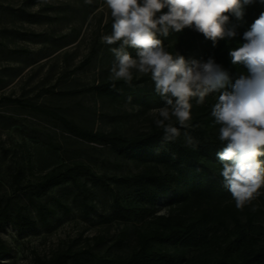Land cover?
Wrapping results in <instances>:
<instances>
[{
  "label": "trees",
  "instance_id": "1",
  "mask_svg": "<svg viewBox=\"0 0 264 264\" xmlns=\"http://www.w3.org/2000/svg\"><path fill=\"white\" fill-rule=\"evenodd\" d=\"M241 11L240 18L228 14L226 28L234 29L235 37L219 40L215 46L188 28L179 33L170 31L167 37L157 34V38L166 51L182 55L189 62L195 60V53L203 54L200 62L212 58L230 78V85L220 91H231V85L246 75L247 69L242 64L233 65L230 52L245 43L244 33L264 13V0H252L250 4L241 0ZM93 90L115 102L144 108L166 106L147 78L133 79L131 84L109 79ZM219 95L220 92L211 93L205 101L213 107ZM196 100L191 98L190 103ZM1 103L23 104L9 98H1ZM57 118L71 136L109 149L119 163L132 164L137 172L99 175L90 165L75 162L51 170L37 183L26 184V167L17 164L11 176L10 194L0 197V227L10 226L18 233L35 231L39 226H49L60 211L71 215L74 207L83 219L89 220L97 212L94 189L110 201V212L99 216L102 225L134 223L141 227L135 228L133 239V235L123 232L117 240V247H128L126 254L96 253L95 246L80 251L70 247L50 257L36 256L34 264H264V231L255 225L253 214L246 212L245 221L241 219V209L236 208L219 175L221 162L217 152L224 145L218 140L219 126L214 118L200 117L187 129L179 123L172 124L180 134L169 142H164L163 129L159 127L126 137L116 131L89 132L63 117ZM185 132L192 137L194 146H188ZM55 149L58 148L53 146L54 153ZM62 188L72 190L73 207L67 204L68 196L55 199L53 206L44 202L53 190ZM168 197L172 211L160 215L159 205ZM258 199L264 206V190ZM8 254V247L0 241V260Z\"/></svg>",
  "mask_w": 264,
  "mask_h": 264
},
{
  "label": "rangeland",
  "instance_id": "2",
  "mask_svg": "<svg viewBox=\"0 0 264 264\" xmlns=\"http://www.w3.org/2000/svg\"><path fill=\"white\" fill-rule=\"evenodd\" d=\"M112 23L105 0H0V99L23 103L0 104V197L10 194L17 164L26 167V184L75 162L90 165L99 175L137 172L132 164L119 163L109 149L71 136L57 118L89 132L116 131L126 137L147 133L162 119L158 110L163 107L115 102L93 90L111 79L115 57L110 49L119 46L107 45L101 37L111 34ZM133 51L128 52L136 58ZM192 58L201 61L203 54ZM141 78L151 79L133 70V79ZM191 105L189 125L200 117L213 118L208 101ZM170 122L178 123L175 117ZM53 146L58 148L55 153ZM71 191L55 189L44 202L53 206L55 199L68 196L67 204L73 207ZM93 191L97 212L89 220L74 207L71 215L60 211L49 226L35 231L18 233L10 226L0 227V241L9 249L0 264H34L36 256L50 257L70 247L80 251L95 246L96 253L126 254L128 247H117V240L123 232L133 239L135 228L141 225H102L99 216L110 212V201L99 189ZM170 201L171 197L161 201L160 215L170 214ZM246 212L253 214L255 225L264 231V206L258 196L240 210L244 221Z\"/></svg>",
  "mask_w": 264,
  "mask_h": 264
},
{
  "label": "clouds",
  "instance_id": "3",
  "mask_svg": "<svg viewBox=\"0 0 264 264\" xmlns=\"http://www.w3.org/2000/svg\"><path fill=\"white\" fill-rule=\"evenodd\" d=\"M91 3V0H85ZM113 18L112 32L101 37L111 48L115 61L111 79L131 84L133 70L150 75L155 92L166 106L159 109L162 119L155 121L163 129L164 142L179 136L170 122L175 117L187 129L191 119V98L203 104L205 97L220 92L211 116L219 126L218 140L224 145L217 152L221 162L219 175L237 209L260 195L264 188V13L244 33L243 43L230 52L232 64L247 69L231 85L229 74L212 58L207 62L187 61L168 52L157 34L167 37L188 28L202 34L215 46L219 40L235 37L227 29L228 14L242 17L241 0H105ZM244 4L252 0H243ZM167 9V11H163ZM136 51V58L126 50ZM129 100L131 98L129 97ZM168 122V123H166ZM188 146H194L185 132Z\"/></svg>",
  "mask_w": 264,
  "mask_h": 264
}]
</instances>
